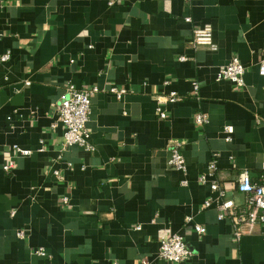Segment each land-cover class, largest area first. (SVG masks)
I'll use <instances>...</instances> for the list:
<instances>
[{"label":"crops","instance_id":"1","mask_svg":"<svg viewBox=\"0 0 264 264\" xmlns=\"http://www.w3.org/2000/svg\"><path fill=\"white\" fill-rule=\"evenodd\" d=\"M204 22L215 49L192 44ZM2 52L0 264H176L158 255L167 232L190 249L183 264H264V222L236 239L230 216L245 201L239 173L264 174V0H0ZM233 55L241 85L217 78ZM69 82L99 88L92 149L63 147V125H52ZM175 141L185 172L168 163Z\"/></svg>","mask_w":264,"mask_h":264},{"label":"built area","instance_id":"2","mask_svg":"<svg viewBox=\"0 0 264 264\" xmlns=\"http://www.w3.org/2000/svg\"><path fill=\"white\" fill-rule=\"evenodd\" d=\"M189 1V0H185ZM186 21L190 20V16L184 17ZM192 44L194 46H207L210 49H215V43L212 37V25L210 22H204L201 26L193 28ZM8 58V52L0 53V61ZM181 59L184 56H180ZM244 64L240 61L239 57L233 55L225 62L218 70L217 78H227L235 83V85L243 84ZM257 71L259 74L264 75V59H260L257 64ZM197 84L194 82V89ZM97 85L81 86L78 87L74 83L69 82L66 87V95L55 105L56 118L52 123L53 126L61 123L63 125V140L62 146L67 147L71 145H79L85 149H92L93 145L89 140V131L86 127L91 104V96L98 91ZM109 91L112 92L117 98H121L126 91L121 86H111ZM168 99L171 101L176 100L175 92H169ZM157 112L161 117H165V111L157 106ZM194 121L202 124L207 121V114L198 111L194 114ZM223 130L227 133L226 139L230 138V133L233 131L232 124H224ZM13 149L19 155H26L30 153L29 148H23L14 144ZM170 154L168 163L175 168L185 172L186 162L184 155L180 150V142L175 141L170 147ZM3 169L8 171L13 167V161L10 159L7 163L3 164ZM209 169L216 168V159H212L208 163ZM56 175H59L57 170H54ZM199 178L205 181V174L202 173ZM183 182H186L184 179ZM210 187L213 190L223 194V190L219 188L216 180L210 182ZM236 187L238 191L245 195V201L233 208L231 211L232 221V234L234 238L239 239L244 233L252 232L255 230L256 225L264 222V174H260L257 179H253L247 170H242L237 178ZM67 201V197L63 198ZM210 200L204 201L203 205H208ZM222 217V214H219ZM189 217H186V221ZM135 228H140L139 224ZM194 229L198 233L205 231V227L201 224L195 223ZM19 237L24 236V231L19 229L17 231ZM37 254L44 255L45 249L41 246L35 249ZM158 255L166 261H172L176 264H183L191 255V251L185 243L181 234L177 232H167L159 237V252ZM47 264H53L48 260ZM142 264H148L146 258L142 259Z\"/></svg>","mask_w":264,"mask_h":264}]
</instances>
